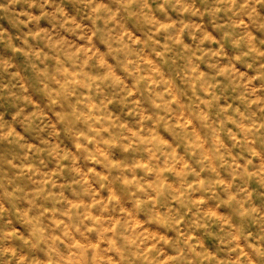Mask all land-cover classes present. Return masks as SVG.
Segmentation results:
<instances>
[{"label":"clouds","instance_id":"clouds-1","mask_svg":"<svg viewBox=\"0 0 264 264\" xmlns=\"http://www.w3.org/2000/svg\"><path fill=\"white\" fill-rule=\"evenodd\" d=\"M0 264H264V0H0Z\"/></svg>","mask_w":264,"mask_h":264}]
</instances>
